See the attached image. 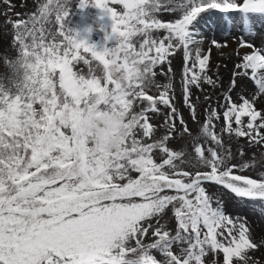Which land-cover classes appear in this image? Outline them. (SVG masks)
<instances>
[{
    "label": "snow or ice",
    "instance_id": "1",
    "mask_svg": "<svg viewBox=\"0 0 264 264\" xmlns=\"http://www.w3.org/2000/svg\"><path fill=\"white\" fill-rule=\"evenodd\" d=\"M16 7L0 0V264H262L228 206L264 209V0ZM230 40L225 89L211 54Z\"/></svg>",
    "mask_w": 264,
    "mask_h": 264
},
{
    "label": "rangeland",
    "instance_id": "2",
    "mask_svg": "<svg viewBox=\"0 0 264 264\" xmlns=\"http://www.w3.org/2000/svg\"><path fill=\"white\" fill-rule=\"evenodd\" d=\"M23 2V0H14V3L17 5V7L15 8V11L21 12L24 11V9L22 7H20L21 3ZM78 19V17L76 18ZM5 29H3V23H2V19H0V41H3L4 43H7L8 38L6 36L3 35ZM100 35V34H98ZM94 37V38H98ZM260 35L262 37L261 39V43L264 42V31L260 32ZM260 43V44H261ZM237 49H231V51H227L225 52V54H234V50ZM221 56V53L217 54L216 60H213L211 57V63L213 66V71H216V66L219 65V75L221 77V79L224 82V87L225 89L228 87L229 84V79L231 76V73L233 71V67H231V62L227 63V60L222 62L219 61L218 58ZM235 56V55H234ZM6 59H0V78L5 77L8 73H9V69L5 66L6 65ZM224 65H227V67H225ZM172 67L174 69L175 72V76L173 79V84L174 87L176 88L177 91V95H179V91H180V73H181V58L180 56H176V58L173 60V64ZM166 71V69H165ZM168 77L165 75H160L158 74L157 76V83L160 85L166 84L168 83ZM153 93L158 94L159 90L153 88ZM207 92H209L213 98L215 99L218 95L221 94V92L223 91L222 89H217L215 91H213L211 88L206 89ZM195 95H201V93L196 92ZM199 112L203 113V106H201L200 109H198ZM184 116L185 119H188V113L187 111L184 112ZM155 119L159 120L160 117H156ZM189 126L192 129L193 133H195L198 130L199 125L193 121H189ZM240 147H245L244 141L241 140L240 143ZM252 151L257 153V156H259L260 154V150L259 149H252ZM251 154V153H249ZM219 194V193H218ZM226 200H228V197H225ZM228 210L229 213L233 216V217H239L241 219H246L248 225L251 227L253 233L257 236V238H259V236L261 234H264V209H261L259 207H256L254 205L251 204H246L244 201H229V206H228ZM262 256L261 252H257L256 253V257L260 258ZM262 264H264V261H262Z\"/></svg>",
    "mask_w": 264,
    "mask_h": 264
},
{
    "label": "bare ground",
    "instance_id": "3",
    "mask_svg": "<svg viewBox=\"0 0 264 264\" xmlns=\"http://www.w3.org/2000/svg\"><path fill=\"white\" fill-rule=\"evenodd\" d=\"M250 39L254 40L257 45H260L262 37L259 33L253 37H250ZM236 47H237L236 42L234 40H230V47L228 49H225L223 53H221V51L219 50L213 49L211 57L213 60H216L217 54L221 53V56L218 58V60L222 62L227 60V63L231 62V67H233L236 57L234 56V54H231V53L225 54V52H227L228 50L231 51V49H234ZM229 55L232 56V59H229Z\"/></svg>",
    "mask_w": 264,
    "mask_h": 264
}]
</instances>
